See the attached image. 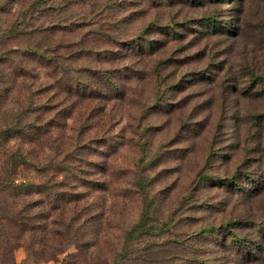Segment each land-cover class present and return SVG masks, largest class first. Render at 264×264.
I'll list each match as a JSON object with an SVG mask.
<instances>
[{
    "label": "rangeland",
    "instance_id": "rangeland-1",
    "mask_svg": "<svg viewBox=\"0 0 264 264\" xmlns=\"http://www.w3.org/2000/svg\"><path fill=\"white\" fill-rule=\"evenodd\" d=\"M95 1L74 7H96L99 26L134 42L114 64L128 66L113 76L121 90L58 92L65 127L44 151L22 148L41 162L68 156L73 129L86 143L77 172L100 188L80 194L84 235L100 221L120 232L149 209V225L165 221L149 239L151 264H264V0ZM98 248L83 247L79 262L66 252L39 264H108L105 252L85 255ZM15 256L37 264L24 246Z\"/></svg>",
    "mask_w": 264,
    "mask_h": 264
},
{
    "label": "trees",
    "instance_id": "trees-1",
    "mask_svg": "<svg viewBox=\"0 0 264 264\" xmlns=\"http://www.w3.org/2000/svg\"><path fill=\"white\" fill-rule=\"evenodd\" d=\"M77 2L0 0V264H25L15 256L20 246L27 249L28 260L32 257L37 264L66 252L76 261L85 246H99L84 253H96L92 261L105 252L108 264H151L154 243L149 239L155 235L153 229L165 222L154 224L157 219H153L149 225V209H144L120 232L108 221H100L84 235L79 217L88 203L80 204V194L100 188L83 181L77 172L79 150H85L86 143L79 141L73 129L68 156L58 160L48 155L41 162L22 148L36 145L44 151L52 130L65 127L59 115L65 100L57 101L58 92L86 99L102 92L113 96L121 90L113 76H124L128 66L113 69L114 64L122 56L129 57L134 42L122 35H109L110 29L93 19L101 11L75 8ZM110 41L115 49L106 46ZM38 69L47 78L43 84H37ZM49 91L54 93L48 95ZM14 140L18 146L11 145ZM104 148L107 152L110 146ZM50 168L57 171L53 180L48 177ZM29 171L36 173V179L25 177ZM93 218L97 219L85 220L93 224ZM73 246L77 251L69 252Z\"/></svg>",
    "mask_w": 264,
    "mask_h": 264
}]
</instances>
